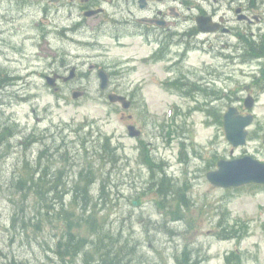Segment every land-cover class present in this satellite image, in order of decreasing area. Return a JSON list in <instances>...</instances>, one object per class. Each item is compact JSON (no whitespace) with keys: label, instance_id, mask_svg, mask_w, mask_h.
Returning <instances> with one entry per match:
<instances>
[{"label":"rangeland","instance_id":"1","mask_svg":"<svg viewBox=\"0 0 264 264\" xmlns=\"http://www.w3.org/2000/svg\"><path fill=\"white\" fill-rule=\"evenodd\" d=\"M86 1L0 0V86H6L0 89V119L7 140L0 153V264H95L111 242L128 255L125 264H179L185 249L197 264H264V187L222 189L206 178L222 159L250 155L264 162V95L245 147L234 149L220 122L246 91H259L254 79L260 78L264 60L242 62L236 38L211 36L212 48H193L184 61L182 50L173 46L166 60L145 63L153 50L142 39L132 36L119 44L110 38L117 34L115 19L161 15L169 23L181 22L182 30L184 16L193 14L190 7L182 0H154L143 12L138 0H92L106 13L88 18L83 28L80 11ZM217 1L206 9L223 13L226 6ZM259 9L263 23L247 32L264 44V5ZM103 20L109 26L99 31L95 27ZM239 25L234 19L236 30ZM207 68L212 76H206ZM103 69L113 78L107 92L99 88ZM71 70L75 77L65 81ZM177 74L208 89L174 82ZM47 76L56 78L58 90L48 85ZM214 80L216 85H205ZM259 84L264 87V80ZM74 92L83 95L74 99ZM109 92L127 96L131 109L110 103ZM130 124L142 130L140 138L129 137ZM106 139L109 152H99L113 160L96 166L87 204L100 233L88 225L74 228L86 239L84 251L73 262L60 260L53 249L63 247L58 241L67 240V225L82 224L56 217L51 208L57 203L47 206L25 196L16 178L23 163H36L43 146L46 156L52 148L64 150L52 165L67 172L71 192L86 159L94 160L93 154L100 159ZM162 180L180 189L187 204L172 198L171 186L161 196ZM70 194L57 211L74 208Z\"/></svg>","mask_w":264,"mask_h":264},{"label":"trees","instance_id":"2","mask_svg":"<svg viewBox=\"0 0 264 264\" xmlns=\"http://www.w3.org/2000/svg\"><path fill=\"white\" fill-rule=\"evenodd\" d=\"M250 52L251 54H259L264 55V44H255L251 43L250 45ZM5 88V86H0V89ZM220 122L222 123V117L220 119ZM4 126L0 119V152L4 150V147L7 144V140L5 139V132L3 131ZM3 131V132H2ZM85 148H87L85 146ZM54 151L53 148L51 149V152ZM99 151H106L109 152V140L106 139L103 144L101 145L100 149L98 150V155L100 159H97L93 155H90L91 158L94 160L86 159L85 165L82 167L80 174L77 178V182L74 183V186L72 187L71 192L68 188V183L66 181L67 179V172H63V168H55L53 167V163L56 161H61L65 151L51 153L46 156L48 149L45 148L44 151H42L36 161L29 162L26 161L23 163L22 169L24 168V171L21 172L20 176L16 178V187L17 189L21 190L25 196H34L37 199V202L45 203L47 206L50 205L51 201L55 204V208L53 211H55V216L59 217V219H62V216H64L65 222L67 224L68 221H80L81 226L74 225L72 227L71 222L66 227V234H67V240L63 242L62 240L58 241V244L61 242L63 244L62 248L55 247L53 249L54 254H56V257L60 260L65 261L66 259L70 258L73 261H75L80 254L84 251V247L86 244V239L80 236H77L74 232V228L81 229L85 225H88L91 227L93 234H99L98 231L99 228L96 227V224L98 223L97 219L92 216L91 211L87 209V204L91 192V187L94 182L93 174L96 171V166L100 167L102 162H111L113 159L112 157H107L104 159L103 154ZM111 153V151H110ZM89 154V153H88ZM112 154L114 156V152L112 151ZM89 156V155H88ZM87 156V157H88ZM71 158V157H70ZM69 158V161H70ZM50 161L51 164H43V160ZM83 164V163H82ZM54 170V172H53ZM65 183L67 184L65 190L61 192L60 186ZM105 189V180L101 183V189L100 191L104 192ZM173 188H171L172 190ZM159 193L162 195H165L167 193V188H164V183H161V186L159 188ZM67 193H71L72 197V206H74L73 209H61V211H57V205L59 203L63 204L64 195ZM175 196H178V202L182 201L183 203L187 202L186 197L182 194L177 193L174 191L172 193ZM91 204L89 205V207ZM88 207V208H89ZM79 209L80 213H76V210ZM49 215V213H47ZM26 224V223H25ZM111 244L115 245L111 242ZM109 245L107 247V251H102L100 254L99 259L96 261L95 264H125L129 259L128 255L126 256L125 253L122 250L121 247H115L113 248L112 245ZM179 264H197L196 260L193 257V254L191 251H188L185 249L182 252V255L178 258ZM86 264L88 262L86 261Z\"/></svg>","mask_w":264,"mask_h":264},{"label":"flooded vegetation","instance_id":"3","mask_svg":"<svg viewBox=\"0 0 264 264\" xmlns=\"http://www.w3.org/2000/svg\"><path fill=\"white\" fill-rule=\"evenodd\" d=\"M220 1H221V5L224 4L226 6L223 13L219 12L220 9L216 7H214L212 10L206 9L209 7L208 5L210 6L214 5V3H212V0H194V1L182 0V5L183 4L188 5L191 3L192 7L189 9V11L195 9L196 10L195 13H199V15L211 16L216 21L220 20L221 21L220 23H222L224 27L217 34L226 35V33H224V29L226 26H228L230 28L229 35L233 36L234 34H237L239 38H243L245 37L247 30L249 29L251 30V25L255 23L254 20H256L258 23L262 22V17L258 15V13L254 9H252V5L254 7H256V5L252 4L251 0H219V2ZM87 2L88 1H86L85 5L81 6L82 10L80 11L81 14L83 15L85 23L89 22V20H87L88 18H91V17L87 18L86 16V13L90 10H96L100 8L102 9L100 14H96L95 16L96 18L101 17L106 13V10L102 8L103 6L96 5L95 8L90 9L89 6L87 5L88 4ZM152 2L154 1L153 0L145 1L146 8L143 9L142 11L147 12L151 10ZM216 2L218 1L216 0ZM262 2L264 3V0H262ZM134 3L136 2L134 1ZM238 9L242 11L241 13H245L249 17V20L244 22V24L249 25V28H247V26H243L241 29L236 30L234 28V25H231V23H233L232 21L233 19H231L229 14L232 12L236 13ZM193 14L190 16H184V19L182 20V37H186V36L195 37L197 39V45L200 46L203 45L202 44L203 41L207 42L208 40L200 39L202 36H204V34H201L198 31V29L192 24L189 25V27H187L186 22L187 20H189L190 22L192 21ZM159 16L151 17V18H143L140 20H138L137 18L134 19L129 18L122 21L115 20L114 27L117 31V34L114 36L112 35L110 38L112 39L121 38V40H119L118 43L123 44V41L125 40L126 37L129 38L130 36H137L140 39L145 40L146 45H149L151 48H155L159 50L163 47L165 43L169 42L172 31V24L167 22L165 19H161ZM239 16H241V14L240 15L237 14V17ZM108 26L109 25L105 23V21L103 20L99 22V24L96 25L95 28H97L99 31H103L104 28ZM207 43L210 44L209 41ZM261 70L263 71L264 67ZM205 72H206V76H212L214 73L209 70ZM209 82H214V81H209Z\"/></svg>","mask_w":264,"mask_h":264},{"label":"water","instance_id":"4","mask_svg":"<svg viewBox=\"0 0 264 264\" xmlns=\"http://www.w3.org/2000/svg\"><path fill=\"white\" fill-rule=\"evenodd\" d=\"M56 2L59 0H50ZM91 14V13H90ZM199 29L204 32H215L220 25H212L210 18H197ZM74 77V71L71 72L69 78ZM101 89L104 90L108 86V74L106 72L100 73ZM48 83L52 86L55 85V78H47ZM80 93H75L74 98L79 97ZM109 100L112 103L120 102L125 109H129L131 102L122 95L109 94ZM246 106L251 109L253 106L252 100H247ZM253 116H241L238 110L230 107L224 116V127L227 139L235 146L244 145L248 132L245 130L247 126L252 123ZM129 133L132 137L140 135V131L135 126H130ZM219 169L208 174V180L215 186L229 188L238 187L246 183L264 184V163L258 160L245 156L241 159L231 161H220Z\"/></svg>","mask_w":264,"mask_h":264}]
</instances>
